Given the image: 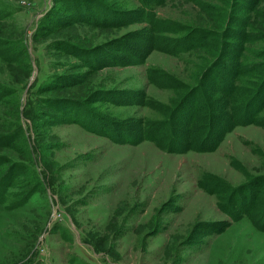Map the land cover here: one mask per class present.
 I'll list each match as a JSON object with an SVG mask.
<instances>
[{
  "label": "rangeland",
  "instance_id": "rangeland-1",
  "mask_svg": "<svg viewBox=\"0 0 264 264\" xmlns=\"http://www.w3.org/2000/svg\"><path fill=\"white\" fill-rule=\"evenodd\" d=\"M263 98L264 0H0V264H264V104L163 146Z\"/></svg>",
  "mask_w": 264,
  "mask_h": 264
},
{
  "label": "trees",
  "instance_id": "trees-1",
  "mask_svg": "<svg viewBox=\"0 0 264 264\" xmlns=\"http://www.w3.org/2000/svg\"><path fill=\"white\" fill-rule=\"evenodd\" d=\"M190 91H188V94H192V92L196 89V84L193 85V87H190ZM197 91V90H196ZM225 92H229L228 90H224ZM185 95V96H186ZM255 104V103H254ZM264 104V98L261 100V102L256 103L250 111L246 112H239L241 116L236 111H230L229 113H220L216 112L215 114L209 113V116L213 120L212 125L215 126L212 128V125L208 126V129L210 130V134L207 138H203L198 141L199 138V131L200 126L199 125H191V121L195 116V109L190 110L188 114H186V117L182 118H176V121L181 125V130H177L178 133H180V137L183 139H175L173 137L169 138L168 143L164 144L163 146L169 150V151H186V150H212L216 147L219 140L222 137V132L227 131L231 129L234 125L241 124V123H250L255 120L256 113L260 110V108ZM251 105V104H246ZM174 108V107H173ZM181 115V113H179ZM202 127V126H201ZM207 127V126H206ZM211 128V129H210ZM148 139L152 141H156L157 136L155 134H148L146 136ZM135 140H132L131 142H134ZM1 183V182H0ZM5 183L2 184V187H0V199L3 196L4 193V187ZM7 185V184H6ZM264 177L259 179L258 182L254 184L255 187L249 188L247 185L244 187V185H239L240 191L238 192V199L235 197L234 202L232 204L233 207L239 208V213L237 215L230 213V216L232 219H235L238 215L246 214L252 224L259 229L264 230ZM261 192V198L259 196V193ZM227 213V211H226ZM204 224L207 225L208 229L211 231H219L221 230L225 225L228 224V221L220 220V221H206Z\"/></svg>",
  "mask_w": 264,
  "mask_h": 264
}]
</instances>
